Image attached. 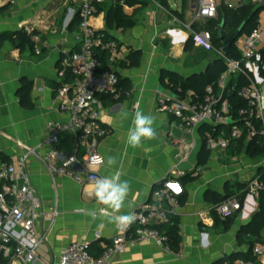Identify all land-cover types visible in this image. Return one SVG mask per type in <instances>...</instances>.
<instances>
[{
	"label": "crops",
	"instance_id": "0c3cea01",
	"mask_svg": "<svg viewBox=\"0 0 264 264\" xmlns=\"http://www.w3.org/2000/svg\"><path fill=\"white\" fill-rule=\"evenodd\" d=\"M259 1L218 3L219 7L235 9ZM144 2L134 9L127 8L129 14L136 11L132 28L107 29L106 13L99 9L93 20L122 47V56L113 67L119 85L130 86L125 95H121L120 86L119 96L100 97V119L108 130L99 145L105 159L100 173L118 172L130 183L131 192L122 212L135 214L158 184L174 177L175 171L185 172L175 178L181 195L175 226L179 228V250L184 257L177 251L166 253L153 242H142L129 246L111 264H220L252 251L243 239L253 231L260 205L244 185L264 171V156L252 157L246 147L239 151L222 147L209 150L206 131L201 129L210 124L185 128L180 126L179 118L158 111L159 96H174L172 74L184 79L207 74L218 55L195 46L188 29L179 22L189 21L196 0H186L184 10V0H167L168 8L157 0ZM26 28L45 42L41 54L35 53L34 44L18 46L9 36ZM80 42L79 0H0V152L9 163L19 166L27 148L44 156L48 152L47 125L70 121V114L59 109L57 96L62 84L71 79L61 78L59 70L62 59L77 52ZM250 69L264 84V74L258 67L251 65ZM29 83L27 106L22 96L23 87ZM137 110L155 117L157 137L132 148L126 142L127 132ZM124 111L127 118L122 115ZM78 142L77 132L65 130L60 134L59 149L71 154L78 149ZM182 147L186 153L180 160L176 155ZM84 150L80 146L79 154L83 155ZM109 156L116 159L111 167L107 165ZM24 165L43 211L58 208L53 219L42 218L38 224L40 234L45 236L38 250L42 262L56 264L64 248L74 241H86L92 255H98L114 236L121 234L108 217L97 214L93 219L89 215L90 211L98 213L100 207L90 195L93 184L81 186L65 176L53 178L36 155H30ZM227 194H237L242 208L223 220L214 206ZM260 235L264 239V228Z\"/></svg>",
	"mask_w": 264,
	"mask_h": 264
},
{
	"label": "built area",
	"instance_id": "2783aa9c",
	"mask_svg": "<svg viewBox=\"0 0 264 264\" xmlns=\"http://www.w3.org/2000/svg\"><path fill=\"white\" fill-rule=\"evenodd\" d=\"M107 0H79L81 42L77 52L62 59L59 76L70 77L58 91L57 101L62 112L70 114L66 124L50 122L47 125L45 146L48 152L40 157L35 149L27 148V154L21 164L16 166L0 158V264H46L38 255V250L45 240L38 230L42 218L53 219L58 208L44 212L40 199L32 186L31 175L25 168V161L30 155L38 156L54 178L65 176L81 186L94 184L102 176L101 168L105 159L99 151L101 140L108 130L100 119V97L119 96V76L114 64L122 56L120 44L93 24L98 13V6ZM262 1V0H260ZM218 0H196L190 19L183 24L189 31L195 46L207 52L217 51L213 44V34L203 28L204 22L218 15ZM31 34V30L26 28ZM36 54H41L45 42L39 34H32ZM240 59L229 58L223 50L218 53L225 58L227 69L221 74L217 86L208 85L203 95L193 88H187L182 82L174 84V96L161 95L157 109L181 120L180 126L195 128L204 124L213 127L231 125L230 136L216 129L205 132L207 148L228 149L234 140L240 139L246 132L247 139L260 137L264 141V84L259 82L250 69L256 65L260 74H264V19L248 34L240 35L234 43ZM234 75H243L248 84L239 89V96L246 106L238 110V121L230 113V105L225 97L228 84ZM65 130L77 132L78 149L71 154H63L59 149L60 134ZM178 144V142H177ZM84 146V154H79ZM186 148L182 147L176 157H184ZM80 169V171L78 170ZM185 172L175 171L172 178L158 184L149 200L140 205L135 212V222L121 234L114 236L103 248L100 255L94 256L86 241H74L64 248L56 264H111L115 256L122 254L131 245L153 242L166 253L175 252L166 231L156 226L176 225L181 207L179 190L175 178ZM247 191L259 199L264 191V178L255 176L248 183ZM242 205L238 197H229L214 206L220 218L233 217ZM180 257L184 253L177 251ZM264 245L256 243L253 258L225 259L221 264H264Z\"/></svg>",
	"mask_w": 264,
	"mask_h": 264
},
{
	"label": "trees",
	"instance_id": "16d2710c",
	"mask_svg": "<svg viewBox=\"0 0 264 264\" xmlns=\"http://www.w3.org/2000/svg\"><path fill=\"white\" fill-rule=\"evenodd\" d=\"M144 1L145 0H107L105 3H103V6L99 5L98 9L99 11H105L106 13L107 29L109 30L113 28L128 29V28L134 27L136 24V20L134 18L136 11H134L132 14H129L127 11V8L134 9L137 6H142L143 4H145ZM157 1H159L164 7L168 8L167 0H157ZM184 8H186V0H184V3H183V10ZM263 10H264V0L259 1L256 4L242 5L235 9L226 8V7L221 6V7H218L217 17L204 22L203 28H206L212 32L213 44L217 51H221L223 47V42L218 37V31H219V26L222 23L223 19H225V26L229 18H232L234 22L238 24V27H239L244 22L245 19H247L248 17H251L250 24L245 28L244 32L242 33V34H248L258 24L259 15ZM171 13L179 14L178 12H175V11H171ZM179 16L181 17L182 14H179ZM79 24H80V14H79ZM225 26H224V30H225ZM32 34H38V33L31 32V34H29L25 29H23L14 34H9V36L11 37V39L14 40V42L18 46L19 45L24 46L25 44L32 46L33 45L31 41ZM107 36L112 39V37H110L108 34ZM262 54L264 57V48L262 50ZM227 56L233 59H240V55L236 51L234 44L232 47V51ZM226 69H227V63H226L225 58L222 57L220 54H218L217 59L211 65V68L207 74H202V75L195 76V77L188 78V79H184L183 77L177 74H172L171 82L173 83V85L177 84L178 82H182L187 88L188 87L193 88L199 94L203 95L208 85L212 84V85L217 86L219 77L221 76L222 73L226 71ZM248 83H249L248 80L243 75H234L229 81L228 90L226 91V95H225V97L229 101V105H230L229 110H230L231 115L234 118V121H235L234 123L240 124V125L242 123L238 121L237 113L240 108L246 106V102L242 98H240L238 93H239V89L247 85ZM120 86L122 87V89L120 88ZM118 88H119V91L121 89V93H122L121 95H125L126 93L130 91V86L126 83H121V85H119ZM30 89H31L30 83L23 87L24 94L22 96V101H23V104L27 106H30L28 102V95H29ZM214 128L216 129V132H215L216 136H219L221 132H224L225 135L227 136H230L231 134V125L217 126V127H213L211 125H205L201 130L205 132L207 130H213ZM243 147L247 148L249 155L252 157L264 156V141L260 137H253L252 139L248 140L246 136V132H245L240 139L234 140L232 142L230 149L234 151H239ZM0 158L8 162V158L4 156L2 152H0ZM259 175H261L264 178V171L261 172ZM247 187H248V183L244 185V188L246 190H247ZM180 196L181 195L179 194V198ZM233 196L237 197V194H227L226 196L221 197L216 202V205L223 202L227 198L233 197ZM258 200H259V205H260V212L257 214V217H256L257 220L255 219L253 223L254 225L253 231L250 233H247L246 237L243 239V242L250 245V247L252 248V251L245 253L244 255L234 256L231 259H235L239 257H243L247 259L253 258L254 245L256 243L264 244V239L260 235V229L264 228V191L261 192ZM259 220L261 221L259 222ZM156 227L159 228L160 230L167 232L169 236V241L171 243L173 250L179 251L180 234H179L178 226H170L167 224H162ZM98 255H95V256H98Z\"/></svg>",
	"mask_w": 264,
	"mask_h": 264
},
{
	"label": "clouds",
	"instance_id": "9594fccd",
	"mask_svg": "<svg viewBox=\"0 0 264 264\" xmlns=\"http://www.w3.org/2000/svg\"><path fill=\"white\" fill-rule=\"evenodd\" d=\"M122 115L124 118L128 117L126 111ZM154 124L155 117L153 115L146 114L140 110L135 111L131 126L127 132V144L132 148H139L142 146L143 141L155 139L157 137V130ZM115 164V157L109 156L107 158V165L111 167ZM130 192V183L127 180H122L118 172L98 177L94 181L90 195L94 197L100 207L98 213L90 211L89 215L93 219H96L97 214H99L108 217L121 230L128 228L136 219L134 213L129 212L124 214L122 212Z\"/></svg>",
	"mask_w": 264,
	"mask_h": 264
},
{
	"label": "water",
	"instance_id": "95a60500",
	"mask_svg": "<svg viewBox=\"0 0 264 264\" xmlns=\"http://www.w3.org/2000/svg\"><path fill=\"white\" fill-rule=\"evenodd\" d=\"M251 17H248L244 20V22L231 34L227 36L224 33L225 19H223L222 23L219 26L218 37L223 42L222 50L228 55L232 51L233 44L237 40V38L244 32L245 28L250 24Z\"/></svg>",
	"mask_w": 264,
	"mask_h": 264
},
{
	"label": "rangeland",
	"instance_id": "374dc122",
	"mask_svg": "<svg viewBox=\"0 0 264 264\" xmlns=\"http://www.w3.org/2000/svg\"><path fill=\"white\" fill-rule=\"evenodd\" d=\"M174 1L175 0H172V2H174ZM226 1L232 2L233 5H237L236 2H238L239 0H226ZM218 2H219V0H218ZM219 13H220V11H219ZM237 27H238V24L235 23L232 18H229V20H228V22H227V24L225 26L224 32H225L226 35L230 36ZM215 54L218 55L217 51L215 52Z\"/></svg>",
	"mask_w": 264,
	"mask_h": 264
}]
</instances>
